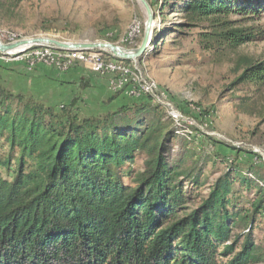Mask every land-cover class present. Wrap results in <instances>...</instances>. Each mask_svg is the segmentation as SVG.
I'll return each mask as SVG.
<instances>
[{"label":"trees","instance_id":"trees-1","mask_svg":"<svg viewBox=\"0 0 264 264\" xmlns=\"http://www.w3.org/2000/svg\"><path fill=\"white\" fill-rule=\"evenodd\" d=\"M24 1L0 0V10L16 11ZM148 1L155 18L170 9L183 14L181 27L204 26L205 49L234 52L264 41V28L249 26L262 19L264 0ZM238 65L239 83L264 89V57L243 56ZM130 86L113 90L104 103L121 95L136 100L88 116L78 108L81 96L57 107L14 92L0 78V264L264 261L254 236L264 224V155L252 151L254 163L240 162L239 147L229 145L236 158L228 159L214 152L221 141L208 134L183 139L164 106L149 92L130 96ZM190 144L210 155L200 167V161L189 166L202 154L187 150ZM208 162L214 182L202 176ZM241 227L247 231L236 233Z\"/></svg>","mask_w":264,"mask_h":264},{"label":"rangeland","instance_id":"rangeland-1","mask_svg":"<svg viewBox=\"0 0 264 264\" xmlns=\"http://www.w3.org/2000/svg\"><path fill=\"white\" fill-rule=\"evenodd\" d=\"M146 18L145 9L138 0H25L16 11L0 10V37L5 43L22 38L48 36L66 42H112L135 49L142 44ZM240 19V15L231 17L233 21ZM183 24L187 23L179 11L166 9L163 14L158 13L148 49L129 65L135 69L137 67L138 74H142L150 88H156L144 91L151 93L164 106L166 113L180 128V134H208L221 141L217 142L214 152L220 155L223 153L228 159L236 158V152L231 147L233 145L242 151L240 162L254 163L252 151L264 155V89L257 90L250 83L237 81L242 74L238 62L243 56L263 58L264 41L241 46L234 52L205 49L201 37V33L206 31L204 26L181 27ZM250 25L264 28V15ZM51 50L40 49V54H50ZM37 52L38 49L17 55H3L0 61L8 69L21 71L19 67L22 65L25 68L23 75H28L43 65L31 68L27 64L26 60ZM62 54L52 55H80L85 59L108 62L105 58L108 53L101 50L63 51ZM108 63L127 66L123 62ZM134 71L132 78L137 74ZM102 78L110 84L107 78ZM128 83L130 82H124L121 88L113 90L123 89ZM129 91L131 86L127 92ZM111 92L114 93L112 90ZM129 95L141 96L138 91ZM182 138L188 139L185 135ZM176 144L178 150L182 149L184 143L181 146L177 141ZM205 145H208V152L212 150L209 143ZM186 146L189 151L200 152L191 144ZM200 153L202 154L189 160V166L194 161H200L196 162L200 167L201 162L210 157L207 152ZM143 165L144 157L141 156L134 166L136 172ZM203 167L202 176L209 177V181L214 182L218 175L214 173L212 162ZM261 172L264 173L263 168ZM125 181L129 182V179L126 177ZM209 187L210 185L204 187V193ZM253 197L250 196V200ZM247 198L249 200L246 197L244 201ZM244 229L241 227L236 233L246 232L247 229ZM254 236L264 259V224L255 231ZM256 264H264V261Z\"/></svg>","mask_w":264,"mask_h":264},{"label":"crops","instance_id":"crops-1","mask_svg":"<svg viewBox=\"0 0 264 264\" xmlns=\"http://www.w3.org/2000/svg\"><path fill=\"white\" fill-rule=\"evenodd\" d=\"M20 66L21 71L15 68L8 69L0 61V78L3 83L14 92L31 93L48 105L60 107L70 103L74 97L81 96L78 103L79 110L83 114L92 116L115 110L121 103L136 100L121 95L114 102L105 104L104 101L113 95L110 84L104 78L89 71L83 64L67 71L43 64L28 75H23L25 68ZM85 83L88 86L82 90L80 86Z\"/></svg>","mask_w":264,"mask_h":264},{"label":"water","instance_id":"water-1","mask_svg":"<svg viewBox=\"0 0 264 264\" xmlns=\"http://www.w3.org/2000/svg\"><path fill=\"white\" fill-rule=\"evenodd\" d=\"M146 12V26L142 44L135 49H128L112 42H66L48 36L29 37L3 42L0 37V54L17 55L37 47L50 48L57 51H86L101 50L121 60H136L148 49L155 27V12L148 0H138Z\"/></svg>","mask_w":264,"mask_h":264},{"label":"built area","instance_id":"built-area-1","mask_svg":"<svg viewBox=\"0 0 264 264\" xmlns=\"http://www.w3.org/2000/svg\"><path fill=\"white\" fill-rule=\"evenodd\" d=\"M27 64L32 68L38 64H47L61 71H67L73 67H76L79 64H84L89 70L93 73L105 77L110 81L111 90L116 87H121L124 82H131V91L129 93L134 94L135 91L143 95L144 89H155L150 88V84L145 81L142 74L139 72L136 67L132 66H116L111 65V63L105 62L103 60L95 59H85V57H80V55H71L69 57H57L56 55L50 54H40V49L36 55L29 57ZM136 70V77L132 78ZM139 95V94H137ZM159 98H161L159 96ZM175 108V107H174Z\"/></svg>","mask_w":264,"mask_h":264},{"label":"bare ground","instance_id":"bare-ground-1","mask_svg":"<svg viewBox=\"0 0 264 264\" xmlns=\"http://www.w3.org/2000/svg\"><path fill=\"white\" fill-rule=\"evenodd\" d=\"M50 49V48H49ZM53 50V49H52ZM55 51H57V50H55ZM60 52H63V51H60ZM69 52V51H68ZM123 85V84H122ZM122 85H121V87H122ZM121 87H116V88H121ZM148 91V90H147Z\"/></svg>","mask_w":264,"mask_h":264}]
</instances>
